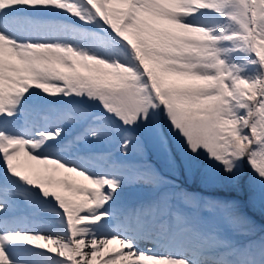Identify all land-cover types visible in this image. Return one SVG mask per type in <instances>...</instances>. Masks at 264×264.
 Listing matches in <instances>:
<instances>
[{
    "label": "snow or ice",
    "instance_id": "6c2138e0",
    "mask_svg": "<svg viewBox=\"0 0 264 264\" xmlns=\"http://www.w3.org/2000/svg\"><path fill=\"white\" fill-rule=\"evenodd\" d=\"M257 210L264 0H0V264H264Z\"/></svg>",
    "mask_w": 264,
    "mask_h": 264
},
{
    "label": "rangeland",
    "instance_id": "374dc122",
    "mask_svg": "<svg viewBox=\"0 0 264 264\" xmlns=\"http://www.w3.org/2000/svg\"><path fill=\"white\" fill-rule=\"evenodd\" d=\"M198 19L202 21H210L211 18L208 15H201ZM250 215L252 216V219L254 220L257 228H262L264 227V214L260 213L258 210L257 211H251Z\"/></svg>",
    "mask_w": 264,
    "mask_h": 264
}]
</instances>
